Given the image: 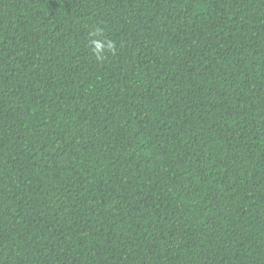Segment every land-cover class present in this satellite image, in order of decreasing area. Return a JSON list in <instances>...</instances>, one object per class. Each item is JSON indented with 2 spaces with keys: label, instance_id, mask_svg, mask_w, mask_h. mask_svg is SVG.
Listing matches in <instances>:
<instances>
[{
  "label": "trees",
  "instance_id": "1",
  "mask_svg": "<svg viewBox=\"0 0 264 264\" xmlns=\"http://www.w3.org/2000/svg\"><path fill=\"white\" fill-rule=\"evenodd\" d=\"M0 264H264V0H0Z\"/></svg>",
  "mask_w": 264,
  "mask_h": 264
},
{
  "label": "clouds",
  "instance_id": "2",
  "mask_svg": "<svg viewBox=\"0 0 264 264\" xmlns=\"http://www.w3.org/2000/svg\"><path fill=\"white\" fill-rule=\"evenodd\" d=\"M102 32V29L99 27H94L90 33H89V38H90V46H91V51L93 54L97 56V59H103V55H101L102 52L105 50L107 51H114V42L112 41H107L106 43L103 41H100L98 39H92V37L98 36Z\"/></svg>",
  "mask_w": 264,
  "mask_h": 264
}]
</instances>
